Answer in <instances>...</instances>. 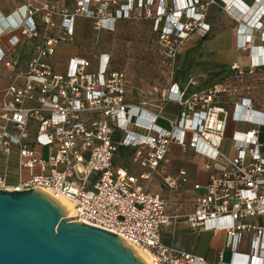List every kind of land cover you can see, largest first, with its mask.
I'll return each instance as SVG.
<instances>
[{
  "label": "built area",
  "instance_id": "obj_1",
  "mask_svg": "<svg viewBox=\"0 0 264 264\" xmlns=\"http://www.w3.org/2000/svg\"><path fill=\"white\" fill-rule=\"evenodd\" d=\"M164 1L58 0L36 5L28 0L17 9L22 19L9 32V52L15 53L21 42H40L24 68L0 49V62L11 71L0 99V157L5 169L13 156L17 159L15 180L6 172L0 174V191L39 189L64 195L74 203L77 221L147 250L152 264H209L161 241V227L180 222L193 234H225L216 264H228L224 250L236 252L245 234L249 236L247 264H264V226L256 224V219L264 218V144L259 137L264 113L254 110L247 98L235 103L231 113L219 104L220 95L237 91L243 69L233 65L228 82L187 97L172 83L160 97L175 102L180 111L166 130L156 123L157 114L126 104V76L110 68L108 55H100L95 68L80 56L69 57L64 71H57L50 62L59 45L73 41L77 17L89 20L94 32H112L118 20L135 19L139 10L156 6L161 45L170 44V39L180 42L197 29L204 35L209 31L198 11L203 8L200 0H185L182 9L171 0L169 12ZM217 1L229 14V4L236 7L237 46L253 44L257 36L261 45L256 49L264 52L263 0H253L254 10L242 0ZM114 5L119 8L111 10ZM177 52L170 44L165 55L174 58ZM260 58L251 57L252 68L264 67ZM229 118L252 126L232 133V156L220 151ZM116 131L121 135L117 143L112 139ZM173 144L209 161L204 165L207 181L192 185L193 191L200 192L193 211L182 216L168 213L162 196L136 187V178L114 166L120 146L144 148L145 154L138 152L140 179L148 181ZM188 180L187 172L180 169L164 176L162 186L178 191Z\"/></svg>",
  "mask_w": 264,
  "mask_h": 264
},
{
  "label": "rangeland",
  "instance_id": "obj_2",
  "mask_svg": "<svg viewBox=\"0 0 264 264\" xmlns=\"http://www.w3.org/2000/svg\"><path fill=\"white\" fill-rule=\"evenodd\" d=\"M164 2L166 10L169 12L172 7L171 0ZM200 3L203 4V8L198 7V11L209 26V31L204 35L200 29L194 30L180 42L170 39V44H174V48H177L178 51L174 58H168L165 55L168 53L170 44L165 42L162 44L163 46L160 44L161 40L155 26L157 20L156 6H154L148 8L149 11L147 8L139 10L135 19L118 20L112 32H94L91 22L80 18L82 23L78 26L73 41L59 47L54 59L55 68L58 65L61 70L64 65L66 66L69 57L75 54L88 59L92 63V67L95 68L99 56L105 54L109 56L110 68L120 70L125 74L129 91L134 96L138 93L143 96L150 95V93H160L168 89L172 83L177 82L182 70L185 75L203 78L204 83H210L221 72L224 74L225 69L221 70V66L206 60V48H204L207 42L220 38L227 42V46L221 48L223 59L227 61L223 67H229L230 72L232 65H237L244 71L243 80L237 84V91L250 95L256 105L264 109V67L252 68L254 64L251 62V57L257 46L248 42L242 43L241 47L235 45L237 22L233 18L237 19L239 16L234 11L231 14L227 13L217 0H200ZM255 7L256 5L252 10ZM117 8L119 6L114 5L110 9ZM163 20L162 17V22ZM242 51L246 52L245 61L240 59L243 56ZM250 70H252L251 73ZM233 129L234 124L229 121L220 149L223 154L228 156H232L231 133ZM262 132L260 141L264 144V129ZM36 156H39V153H36ZM175 156L177 158L172 160L169 157L162 164L158 170L159 176L155 180H150L149 184L153 186L154 190L161 182V177L172 173L169 171V166L176 169L180 165L187 164L192 169H196L198 165L202 167L209 162L198 157H187L185 152H181L180 155L176 153ZM122 158L125 159V162L129 160L128 163L132 164L134 153L132 155L125 154ZM16 163V156H13L9 164L11 170L9 173L13 178H16ZM148 181L139 182V185L144 186ZM164 197L168 210L175 215H186L193 208V195L187 189H182L179 193L166 192ZM224 258L226 261V257Z\"/></svg>",
  "mask_w": 264,
  "mask_h": 264
},
{
  "label": "crops",
  "instance_id": "obj_3",
  "mask_svg": "<svg viewBox=\"0 0 264 264\" xmlns=\"http://www.w3.org/2000/svg\"><path fill=\"white\" fill-rule=\"evenodd\" d=\"M35 1L37 5L44 1H58V0H35ZM242 1L246 3L247 5H250V6L253 5L252 0H242ZM26 2H28V0H0V49L6 52L7 59L16 58L20 64V68H24V66L26 65V61L28 60L31 50L34 47L35 43L40 42V40L21 42L15 48V53L9 52L10 48L7 43V39L10 37L9 32L14 30L20 24L22 18H21V14L19 13V11H17V9L21 7L22 5H24ZM66 4L69 8L72 7L71 3L69 4L66 2ZM80 18H83V17H77L75 19V35L77 34L78 26H80V23H82ZM54 21L58 23L59 19L57 17H54ZM233 43L234 42L232 41V44ZM61 45L63 46V45H68V44H61ZM61 45L57 47L54 56L50 58V62L54 66L56 63L54 62L55 55L58 52L59 47ZM235 45H236V33H235ZM253 45L255 46L261 45L257 36L254 39ZM224 46H227V42H224L220 38H215L213 41L207 42L204 45V48H206V51H205L206 60L214 62L215 64L221 66L220 67L221 70L225 69L224 74L221 72V74L217 75V77L214 78V80L211 81L210 83H204L203 78H195L193 76L185 75L184 74L185 72L183 70L181 71L179 79L175 83L177 84L179 90L185 93L186 97L189 95L195 94V93L205 92L215 85L225 83L230 80L231 75H232V68L229 72V67L227 66L223 67V65L227 62V61H224L222 52H221V48H223ZM242 53H243V56L240 57V59L245 61L246 52L242 51ZM73 56H80V55L75 54ZM186 60H187V57L185 59V64H186ZM65 67L66 66L64 65L61 68V70H59L60 67L56 65V69L59 71H64ZM10 75H11V71L8 70L2 62H0V99L2 97L3 89H5V87L9 83ZM192 82H194V84H192ZM126 83H127L126 93H125L126 104L130 106L139 107L140 109H143L145 112L157 114L159 117L156 123L163 129H166V130L170 129L169 121H173L178 117V113L180 111L179 106L175 102L163 101L160 97L161 92L160 93H150V95H144V96L138 93L136 96H134L133 93L129 91V85L127 82V78H126ZM242 98L250 99L252 108L256 111L264 113V109L257 106L256 102L253 100V98L250 95L245 94L241 91H236V92L231 91L227 94L220 95L219 104L223 106L225 109H227L228 111L232 112L233 105L235 103H238ZM229 121L232 124H234V129L232 130V133L234 131H244V130H248L252 128V126L248 123H235L230 118L227 121V125ZM262 129L264 128H261L259 137L263 135ZM133 130L136 131L134 128ZM232 133H231V136H232ZM112 139L116 143L119 142L121 139L120 133L117 131L114 132ZM138 152H142V154H145L146 150L144 148H140V149L139 148H126V147L120 146L114 157V166L125 168L132 177L136 178L137 179V182L135 184L136 187L141 188L143 191L148 192V193L159 194L160 196H162L164 200H165L164 194L166 192L179 193L182 189H187L193 195V205H194L195 197L200 192L193 191L192 185L194 183L204 184L207 181V172L204 169V165L206 163L202 167L198 165L196 169H192V167L187 164L180 165V167H177L176 169H172L169 166V171H172V173H168L166 175L172 176L176 174L177 171L180 169H184L188 174V177H189L188 182L184 186H182L178 191H170L164 188L162 186L163 177H161L160 179L161 182L158 183L156 190H154L153 186L149 183H150V180H155L156 177L159 176V172H158L159 168L162 166L164 162L167 161L169 157H171L172 160L174 158H177L175 156L176 153L180 155L181 152L182 153L185 152L187 157H191V158L198 157L201 160H206L205 158L199 155H195L190 149L188 150L187 148L181 149L180 147L173 144L170 146L169 154L166 156L165 160L159 165L157 170L152 174L148 183L145 184L144 186H140L139 182L144 183L146 181L140 179V175L142 174L143 170L140 167V157L138 156ZM133 153H134V158L132 160L133 161L132 164L128 163L129 160L128 162H125V159L122 158V156L125 154L132 155ZM4 162H5L4 157H0V174H2L3 172H6L12 181L15 180V178H13L9 173V170H10L9 165L7 167L8 169H5L6 166H4ZM166 209L168 213L175 215L168 210L167 203H166ZM192 211H193V208L189 213H191ZM256 224H258L259 226H264V218L256 219ZM160 235H161V241L165 245L178 246L185 251H188L192 254H195L197 256L204 258L206 262L209 264L217 263L218 253L223 249L224 242H225V234L223 232L213 233L211 231H202L200 233L193 234L191 233L187 224L183 222H180L177 224H171L169 226H162L160 229ZM248 244H249V236L245 234L244 239L242 243L238 246L236 252H233L231 250H224V257H226V262L228 264H247L246 254L249 251Z\"/></svg>",
  "mask_w": 264,
  "mask_h": 264
},
{
  "label": "water",
  "instance_id": "obj_4",
  "mask_svg": "<svg viewBox=\"0 0 264 264\" xmlns=\"http://www.w3.org/2000/svg\"><path fill=\"white\" fill-rule=\"evenodd\" d=\"M0 264H144L117 235L67 218L39 189L0 191Z\"/></svg>",
  "mask_w": 264,
  "mask_h": 264
},
{
  "label": "bare ground",
  "instance_id": "obj_5",
  "mask_svg": "<svg viewBox=\"0 0 264 264\" xmlns=\"http://www.w3.org/2000/svg\"><path fill=\"white\" fill-rule=\"evenodd\" d=\"M176 3H177V5H178V7L180 9L184 8L185 4H186L185 0H176ZM263 4H264V0H263ZM229 9H231L232 11H234V13H236V7L232 3L229 4ZM189 13H191V12H189ZM237 16H239V15H237ZM239 19L240 18H237V20H239ZM245 32H246V30H245ZM241 38L242 37H240V39H239L240 43H241ZM236 45H237V38H236ZM259 57H261L260 59H263L262 61L264 62V52H262L261 50H257L256 49L254 51L253 58L256 59V58H259ZM192 84H194V82H192ZM42 191L45 192L46 194H48L49 196H51L55 201H57L61 205V207L65 211V216L67 218L76 217V210H74L75 209L74 203L69 198H67L66 196L61 195V194H56V195L52 194L51 192L46 191V190H42ZM125 244L128 245L129 247H131L134 250V253L138 257H140L142 259L144 264H152L151 255L149 254V252L147 250L139 248V247L130 246L127 243H125Z\"/></svg>",
  "mask_w": 264,
  "mask_h": 264
}]
</instances>
